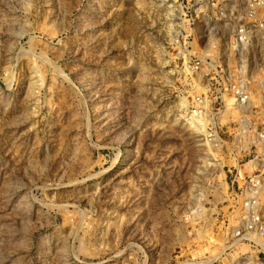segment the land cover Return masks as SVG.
I'll return each instance as SVG.
<instances>
[{"label":"rangeland","instance_id":"1","mask_svg":"<svg viewBox=\"0 0 264 264\" xmlns=\"http://www.w3.org/2000/svg\"><path fill=\"white\" fill-rule=\"evenodd\" d=\"M165 3L0 0V264H177L196 249L195 218L229 193L178 112ZM218 25L223 43L234 23Z\"/></svg>","mask_w":264,"mask_h":264},{"label":"built area","instance_id":"2","mask_svg":"<svg viewBox=\"0 0 264 264\" xmlns=\"http://www.w3.org/2000/svg\"><path fill=\"white\" fill-rule=\"evenodd\" d=\"M165 2L169 27L178 33L169 63L177 97L185 99L178 112L212 152L217 167L211 168L221 172L229 193L208 220L195 218L196 249L182 252L177 264H264V78L257 77L261 60L252 55L264 34V0ZM228 22L234 23L228 39L213 41L218 24Z\"/></svg>","mask_w":264,"mask_h":264},{"label":"bare ground","instance_id":"3","mask_svg":"<svg viewBox=\"0 0 264 264\" xmlns=\"http://www.w3.org/2000/svg\"><path fill=\"white\" fill-rule=\"evenodd\" d=\"M244 168H247V167L244 166V167L240 168V172H241L242 175H245V173H244V171H243Z\"/></svg>","mask_w":264,"mask_h":264}]
</instances>
